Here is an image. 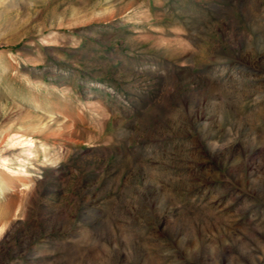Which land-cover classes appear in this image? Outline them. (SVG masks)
Wrapping results in <instances>:
<instances>
[{
  "label": "rangeland",
  "instance_id": "374dc122",
  "mask_svg": "<svg viewBox=\"0 0 264 264\" xmlns=\"http://www.w3.org/2000/svg\"><path fill=\"white\" fill-rule=\"evenodd\" d=\"M0 264H264V0H0Z\"/></svg>",
  "mask_w": 264,
  "mask_h": 264
}]
</instances>
